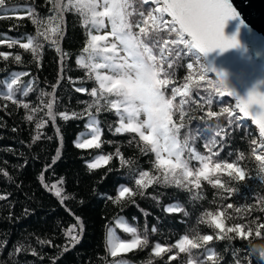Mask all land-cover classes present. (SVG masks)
I'll list each match as a JSON object with an SVG mask.
<instances>
[{
    "label": "trees",
    "instance_id": "obj_1",
    "mask_svg": "<svg viewBox=\"0 0 264 264\" xmlns=\"http://www.w3.org/2000/svg\"><path fill=\"white\" fill-rule=\"evenodd\" d=\"M132 2L133 8L139 10L138 0ZM143 7L147 12L155 5ZM29 9L32 15L45 21L41 31L50 27L48 17L56 15L52 0H5L0 6V52L10 53L7 60L0 57V264H114L116 260L123 264H188V253H181L175 247L185 235L190 239L197 235L213 236L205 246L215 253L212 261L206 260L205 248L192 250L193 257L205 260L206 264H264L260 256V251H264V227H259L264 225V179H261L264 170L255 159L261 150L254 153L256 145L252 144L256 140L258 145L259 138L247 121L248 127L228 128L229 116L222 109H233L232 101L227 96H218L206 83L207 78L199 80L195 57L176 60L171 70L174 82L162 89L166 98L171 99L173 87L189 85L188 95L183 97L185 103L180 105L181 97L177 96L172 113L174 124L184 125L178 140L182 144L187 141L182 159L189 160V168L194 173L188 179L195 181V172L201 166L192 158L193 154L211 156L210 166L237 163L248 176L237 183L226 171L220 170L210 176L213 183L201 177L199 188L188 181H185L186 188L156 181L149 183L150 177L163 172L155 166V153L141 151L146 142L140 140L138 133L115 131L120 126V118L103 99L99 112L95 106L88 107L99 98L98 84L77 60L87 55L83 49L91 25L85 28L83 17L74 9L66 11L60 31H49L46 39L37 35V25L33 24ZM129 19L135 23L139 17L134 13ZM56 23L52 21L51 26ZM91 31L96 34L94 29ZM133 31L139 29L133 28ZM160 35L167 38L166 32ZM30 36L42 45L35 56L19 46ZM12 40L18 43L9 48ZM153 52L159 58V50L154 48ZM195 54L212 78L205 58L196 50ZM15 55L21 56L19 63L14 60ZM189 62L194 63L192 73L187 69ZM20 72L27 75L14 87L31 90L27 96L18 91L15 99L28 103V109L4 98L3 81L10 80V74ZM190 74L193 78L186 79ZM78 87L86 91L77 92ZM94 87L98 90L96 98L90 95ZM49 103L54 120L48 115ZM209 111L218 115L209 117ZM89 112L100 129V146L77 148L78 141L91 138ZM62 113L69 119L64 120ZM29 115L33 117L31 121L27 119ZM37 124L43 126L37 129ZM218 128L226 129L221 133L223 149L218 155H212L209 152L212 146L206 142L211 141ZM204 129L208 131L197 134V130ZM37 134L39 140L35 139ZM216 140L220 141L221 137L216 136ZM216 151L218 148L212 147V152ZM100 156L111 158L100 161L97 168H89ZM141 172L149 173L144 178L147 187L135 183L141 178ZM217 178L225 187L237 190L230 199L223 188L214 184ZM52 184L61 189V197L55 196ZM122 187H128L131 194L120 197ZM229 203L232 208L227 207ZM169 207L181 210L169 212ZM221 212L223 216H219ZM208 213L219 216L225 229L239 224L244 226L245 233L249 228L252 232L247 239L236 232L220 233L211 224ZM121 220L136 227L139 235H147L149 242L146 247L113 258L107 250L108 230L111 228L125 241L132 239V234L125 233L117 223ZM80 224L83 225L81 238L73 246L67 233L74 225L77 227L73 235L80 233ZM258 228L259 237L255 234ZM218 234L226 238L217 239ZM157 243L171 251L156 256L153 249ZM18 247H22L20 252L16 251ZM65 247L69 250L65 251Z\"/></svg>",
    "mask_w": 264,
    "mask_h": 264
},
{
    "label": "snow or ice",
    "instance_id": "obj_2",
    "mask_svg": "<svg viewBox=\"0 0 264 264\" xmlns=\"http://www.w3.org/2000/svg\"><path fill=\"white\" fill-rule=\"evenodd\" d=\"M56 15L48 17L47 23L49 28L41 31V26L45 21L32 15L31 9L28 10L32 17L33 24L37 25V35L48 38V32L57 33L60 31V24L63 23V14L66 11L75 10L83 17V26L94 29L96 34H92L91 29L88 32V41L83 52L86 55L81 56L77 63L89 70L90 76L94 77L98 84L99 98L93 101L88 107H96L97 112L100 111L102 105L100 100L103 99L110 109H114L120 118V126L115 129L117 133L133 132L138 133L140 140L146 142L142 152L151 151L155 153V166L162 169L160 176L149 178V183L156 181L157 183H164L175 185L177 187L186 188L185 181L189 184H195L196 188L200 187L199 180L202 177L204 180L211 181L210 176L216 175L217 171H226L227 176L234 179L237 183L245 180L248 176L242 167L237 163L228 162L225 164L216 163L210 166L211 156L205 157L199 154H193V159L200 162L201 166L195 172V181L189 180V177L194 175L189 168V160L182 159L183 153L187 148V141L183 144L178 140V133L183 124L177 126L172 119L173 100L180 96V105L185 103L183 97L188 95L189 85L185 83L183 88L173 87L171 89V99L166 98L165 92L170 83H173L171 70L174 67L175 61L188 56L195 57V71L199 74V80L205 81L208 86L220 96L233 97L235 107L233 109L224 108L223 112L228 113V128L231 129L233 125L237 127H248L245 121H251L252 124L258 126L259 134L264 140V92L254 87L247 93L246 98L238 96L235 92L230 90L225 82L226 74L222 72L216 73V80L207 75V70L202 66L199 58L195 54V50L200 53L207 54L215 49L221 51L238 46V40L235 37L228 38L224 35L223 29L225 21L229 18L238 16V13L232 7L230 0H138L140 9L133 8L132 0H67L62 3V0H52ZM5 4V0H0V6ZM155 5L154 8H149L147 12L144 10V5ZM132 9V11H129ZM138 15L139 19L132 22L129 18L133 14ZM169 17L170 19H166ZM22 18V17H21ZM52 21H57L56 25L51 26ZM107 21V23H106ZM110 27V31L100 32ZM133 28H138V32H134ZM166 32L167 38L161 37L160 33ZM174 36V38H173ZM17 40H12L8 43L11 48L17 44ZM56 43V41H53ZM20 48L30 50L35 56L38 50L42 47L41 44L34 41L33 37H29L26 43H20ZM183 46V47H181ZM159 50V58L154 54L153 49ZM59 51V48H57ZM123 53V55H121ZM167 53V54H166ZM174 53V56L172 55ZM10 53L0 52V57L4 60L9 58ZM16 62L21 61L20 55H15ZM165 64L167 67L165 68ZM187 69L192 73L194 63H187ZM107 70V71H101ZM10 80L3 81L5 85L4 98L12 101L18 106L25 109L29 108L28 103L15 99L16 93L19 91L20 95L27 96L31 89L21 91L14 87L18 85L20 78L27 73H12ZM193 77L190 74L186 79L191 80ZM199 87V86H198ZM77 92L86 91L84 88H76ZM97 88H92L90 95L97 97ZM108 97H116L117 99H108ZM197 97L200 98L199 91ZM212 100H208L211 104ZM49 116H53L51 112L52 104L49 103ZM90 117L89 127L91 131L88 133L90 139H84L82 142H77V148H92L99 147L100 129L95 126V118L92 117L91 112L88 113ZM64 120L69 119L66 113H62ZM76 116V113H73ZM143 115V119H140ZM209 117H216L218 114L209 111ZM234 117V118H233ZM31 121L33 117L27 116ZM125 120L127 121L125 123ZM181 120H183V110L181 109ZM43 125L37 124L36 128L40 129ZM208 129L197 130L198 135H203ZM226 129L218 128L213 135L211 141L206 144H211L212 147L218 148V151L212 152V147H209V152L212 155H218L219 151L223 149L222 132ZM83 135V134H82ZM216 136H220L221 140L217 141ZM40 136L37 134L36 140ZM253 152L257 153V149L261 151L255 155V159L260 162L261 169L264 170V143L258 144L256 140L252 141ZM166 154V156H165ZM59 156V152L57 153ZM111 157L100 156L95 163L88 165L89 168H97L100 161L107 162ZM174 158V159H173ZM55 163V160L53 161ZM7 175V173H5ZM148 172H141L140 179L136 180L138 186L147 187L144 183V178L148 177ZM43 180V177H40ZM264 179V177H261ZM214 184L223 188L228 198L236 192V189L225 187L219 178L214 181ZM47 187V185H45ZM55 189V196L61 197V189L57 188L56 184L51 185ZM131 194L128 187H122L119 195L124 197L125 194ZM2 198V197H0ZM66 198V197H65ZM228 208L233 205L229 203ZM169 212L180 211V208L169 207ZM224 213H219L223 216ZM211 218L210 222L220 233L236 232L241 238L247 239L251 234L252 229L244 232L243 225H236L235 227H228L225 229L223 220L217 215L208 213ZM123 228L125 233L132 234V239L125 241L121 239L110 228L107 233V250L110 255L115 258L121 254L128 253L136 248H143L148 245L147 235L141 236L138 234L136 227H130L123 221L117 222ZM77 227L68 230V236L71 237L70 243L74 246L79 243L83 231V225L80 224L81 232L73 235V230ZM259 227H264L260 225ZM155 230V229H153ZM146 231V230H145ZM256 236L261 235L259 228L256 231ZM225 236L217 235V239H224ZM231 239V237H227ZM213 240L212 235L195 236L192 239L188 235L183 236L177 242L175 247L181 253H188V264H206V261L193 257L192 250L205 248V256L207 261H212L215 253L205 246ZM41 244L44 241H40ZM22 247L16 249L20 252ZM65 251L69 250L67 247ZM165 251H171V248L162 247L157 243L153 249L156 256H160ZM35 255V251H33ZM260 256L264 257V251H260ZM169 259H175L170 257ZM114 264H123L122 261L116 260ZM239 264V262H237Z\"/></svg>",
    "mask_w": 264,
    "mask_h": 264
},
{
    "label": "water",
    "instance_id": "obj_3",
    "mask_svg": "<svg viewBox=\"0 0 264 264\" xmlns=\"http://www.w3.org/2000/svg\"><path fill=\"white\" fill-rule=\"evenodd\" d=\"M230 3L238 16L225 21L223 32L228 38L235 37L238 46L207 54L197 51L208 62L212 78L217 72L226 74L228 88L246 98L254 87L264 92V0H230ZM228 98L234 102L233 97ZM247 122L256 128L250 120Z\"/></svg>",
    "mask_w": 264,
    "mask_h": 264
},
{
    "label": "rangeland",
    "instance_id": "obj_4",
    "mask_svg": "<svg viewBox=\"0 0 264 264\" xmlns=\"http://www.w3.org/2000/svg\"><path fill=\"white\" fill-rule=\"evenodd\" d=\"M168 18H169V17H168ZM106 23H107V21H106ZM104 31H110V27L107 28V29L102 30V31L100 32V34H103ZM121 55H123V54H121ZM205 61H206V60H205ZM206 62H207V61H206ZM207 64H208V62H207ZM208 65H209V64H208ZM210 72H211V68H210ZM213 79H215V78H213ZM232 105H233V108H234V107H235V103L232 102ZM143 118H144L143 115H141L140 119H143ZM253 129H254L255 133L258 135V138H259V144L264 143V140H262L261 137H260L259 129H258V128H254V127H253ZM165 156H166V154H165Z\"/></svg>",
    "mask_w": 264,
    "mask_h": 264
},
{
    "label": "bare ground",
    "instance_id": "obj_5",
    "mask_svg": "<svg viewBox=\"0 0 264 264\" xmlns=\"http://www.w3.org/2000/svg\"><path fill=\"white\" fill-rule=\"evenodd\" d=\"M235 102V101H234ZM255 127L257 128V125H255Z\"/></svg>",
    "mask_w": 264,
    "mask_h": 264
},
{
    "label": "clouds",
    "instance_id": "obj_6",
    "mask_svg": "<svg viewBox=\"0 0 264 264\" xmlns=\"http://www.w3.org/2000/svg\"><path fill=\"white\" fill-rule=\"evenodd\" d=\"M262 258H264V257H262Z\"/></svg>",
    "mask_w": 264,
    "mask_h": 264
}]
</instances>
